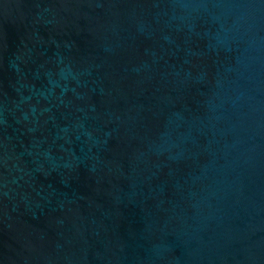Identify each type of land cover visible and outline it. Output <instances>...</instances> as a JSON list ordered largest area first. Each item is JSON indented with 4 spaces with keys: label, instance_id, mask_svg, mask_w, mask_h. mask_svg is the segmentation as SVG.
<instances>
[{
    "label": "water",
    "instance_id": "water-1",
    "mask_svg": "<svg viewBox=\"0 0 264 264\" xmlns=\"http://www.w3.org/2000/svg\"><path fill=\"white\" fill-rule=\"evenodd\" d=\"M0 264H264V0H0Z\"/></svg>",
    "mask_w": 264,
    "mask_h": 264
}]
</instances>
